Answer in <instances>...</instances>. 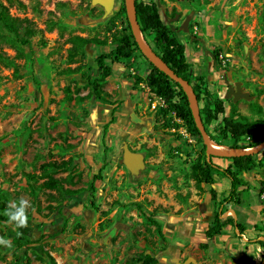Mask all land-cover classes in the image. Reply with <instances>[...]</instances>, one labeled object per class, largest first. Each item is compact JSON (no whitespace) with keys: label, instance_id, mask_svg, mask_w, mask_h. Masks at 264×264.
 <instances>
[{"label":"rangeland","instance_id":"obj_1","mask_svg":"<svg viewBox=\"0 0 264 264\" xmlns=\"http://www.w3.org/2000/svg\"><path fill=\"white\" fill-rule=\"evenodd\" d=\"M142 1L156 4L163 22L184 44L191 86L199 85L198 107L207 100L222 102L224 113L207 124L208 134L222 139L221 148L230 147L234 141L221 138L219 127L233 106L250 119L264 118V0ZM0 2L24 24L18 36L0 25V189L9 204L21 197L30 201L23 228L37 243L26 250L28 264H137L136 257L148 252L157 264H175L174 257H191L195 264H264V158L263 165L241 172L242 203H231L221 213L244 230L226 225L220 235L208 237L216 201L228 192L229 179L213 173L215 183L199 188L190 177L202 144L179 117L168 113L167 121L159 113L165 103L146 85L149 63L142 52L113 63L102 85L107 98L118 102L105 146L101 130L113 105L94 96L74 98L89 92L84 74L98 75L96 56L109 49L112 33L128 22L118 12L121 0H114L107 15L91 0ZM75 34L105 44L88 43L71 60L68 38ZM147 45L156 53L153 41ZM229 89L247 96L233 100ZM250 140L246 136L238 143ZM125 146L143 156L137 172L123 162ZM261 157L256 154L257 161ZM211 159L223 167L230 162ZM53 160L70 163L65 170L48 168L57 178L72 170L64 188L84 189L100 173L94 197L88 190L72 196L39 187L45 179L41 165ZM133 202L160 221L164 240ZM18 229L0 223V238L10 239ZM24 250L0 246V264H26L15 254Z\"/></svg>","mask_w":264,"mask_h":264},{"label":"trees","instance_id":"obj_2","mask_svg":"<svg viewBox=\"0 0 264 264\" xmlns=\"http://www.w3.org/2000/svg\"><path fill=\"white\" fill-rule=\"evenodd\" d=\"M134 9L136 19L139 24V29L143 35L144 40L150 44L153 41L155 44V51L165 61L173 71L186 79L191 83L190 74L188 72V63L185 60L184 54V44L178 38V36L167 26L160 17L159 10L154 2H144L142 0H134ZM118 12L126 17V10L124 0H121ZM127 19V17H126ZM0 25L14 33L16 36L19 35V27L24 26L23 20L12 16L9 13L8 7L0 2ZM111 45L107 51L98 54L95 58V63L98 69V75L92 77L90 74H84L86 79V84L90 87L89 92L85 96L75 95L74 98L79 101L83 98L94 96L95 99L109 103L113 105L110 112L109 119L102 125L101 141L105 146L104 136L107 132V128L111 123L114 122V107L117 105V101L113 102L107 98V93L104 92L102 85L110 76L112 72V64L120 62L121 59H126L132 56L136 51L141 53V50L134 39L131 32L129 23L126 22V26L121 30H117L112 33ZM71 42V47L69 48V58L72 60L75 55L83 52V47L92 43L95 45H104V40H100L97 37H86L80 35H72L68 38ZM26 42L25 39H22ZM218 50L215 51L217 57ZM144 56V55H143ZM146 58V57H145ZM147 59V58H146ZM148 60V59H147ZM149 69L145 77L146 85L149 89L158 97L163 99L165 106L159 108V113L167 121L170 117L166 116L168 113H173L175 116L182 120L183 125L186 127L187 131L195 136L198 141L202 144L198 155L193 160L190 165V177L194 180L195 184L201 188L202 184L212 185L215 183V178L213 173L229 179V190L216 201V207L212 213L211 220L209 222L206 234L208 237L212 235H220L222 233L223 227L226 225H232L238 228L241 232L244 230V226L237 222L232 216L227 215L225 217L221 216L223 210L231 204H241L242 198L240 196L242 191H245L243 187L245 186V181L241 177V172L248 171L250 168L263 165L262 158H264V148L260 150L261 153L260 160H256V154H245L239 156L223 157L229 159L230 162L227 166L223 167L215 163L211 158L213 155L206 154L205 145L203 144L202 136L199 129L196 126L194 118L192 116L187 96L180 86V84L168 75H166L162 70L157 68L152 62L148 60ZM71 70L70 68H67ZM136 82L140 81V78L134 79ZM193 92L195 94L196 100H201V94L198 84H192ZM68 89V88H67ZM67 99H71L72 95L67 93ZM255 109L261 110V107L257 104H253ZM200 115L203 124L208 131L207 124L217 117L218 113H224V107L221 101H206V103L199 107ZM219 135L221 138H229L233 140L234 143H230L229 146L233 148H246L252 147L264 140V118L257 117L250 119L247 116L240 114L235 109V106L231 108L228 114L223 115L221 118V126L219 127ZM248 136L251 140L245 145H241L238 141L243 140ZM210 137L215 140L218 144H222V139L217 136ZM70 163L67 160H61L60 162L48 161L41 165V171L45 179L38 185L41 188L57 189L59 191L65 192L68 195L74 196L75 193H81L82 190H88L90 196L93 198L96 191L95 180L101 178V174H95L93 179L89 182L86 188L80 189H70L64 188L63 183L66 181H71L72 170L69 174L64 177H53L48 173V168L53 167L57 170L68 169ZM29 178L35 180L33 174H29ZM264 185V183H263ZM210 195L212 199H216V192L211 186L209 188ZM9 197L5 191L0 189V223L8 221L7 212L9 209L8 203ZM133 205L137 207L142 216L155 226L158 235L164 240V234L162 231V226L160 221L154 217L153 214H147L139 202H133ZM91 207L96 208L93 201H91ZM26 228H21L15 231L10 240L12 244L15 245V249L19 250L24 247L22 253H16V260H25L26 264L29 262V257L26 250L33 247L37 240H31L26 236ZM263 245L264 243L261 242ZM137 264H157V257L151 253H141L134 260Z\"/></svg>","mask_w":264,"mask_h":264},{"label":"water","instance_id":"obj_3","mask_svg":"<svg viewBox=\"0 0 264 264\" xmlns=\"http://www.w3.org/2000/svg\"><path fill=\"white\" fill-rule=\"evenodd\" d=\"M91 2L101 5L103 7L105 15L110 14L112 12L114 0H91ZM124 4H125V10H126V17H127L131 32L142 54L150 62H152L157 68H159L166 75H168L171 79L178 82L180 86L182 87V89L184 90L187 96V99H188V103H189L192 116L202 136L203 144L205 145L206 154L213 155V156H221V157H231V156L259 153L260 150L264 148V140L252 147H246V148L223 147L224 149H217L211 145L212 139L209 137L208 131L206 130L203 124L200 111H199V107L197 105V100L193 92L191 83L188 82L183 77L177 75L173 71V69L165 61H163L161 57L158 54H156L147 45L139 29V24L136 19L135 9H134V0H124ZM181 28L186 29V22L182 24ZM231 93L233 94V100H236L239 97L247 96L246 93L241 92L239 89H237L236 91L229 89L228 95H230ZM123 162L125 166L131 172H137L139 167L143 166V156L140 152H134L130 150L127 146H125L123 149ZM172 261L175 264H188L189 262H192V264H195V260L191 257H188L184 259L183 261H179L177 258L174 257L172 258Z\"/></svg>","mask_w":264,"mask_h":264},{"label":"clouds","instance_id":"obj_4","mask_svg":"<svg viewBox=\"0 0 264 264\" xmlns=\"http://www.w3.org/2000/svg\"><path fill=\"white\" fill-rule=\"evenodd\" d=\"M30 207V201L21 197L17 201H12L7 212L8 222L14 223L17 228H23L27 225V211ZM0 246L12 247L10 239L0 238Z\"/></svg>","mask_w":264,"mask_h":264},{"label":"bare ground","instance_id":"obj_5","mask_svg":"<svg viewBox=\"0 0 264 264\" xmlns=\"http://www.w3.org/2000/svg\"><path fill=\"white\" fill-rule=\"evenodd\" d=\"M132 118L136 119L135 115L132 114ZM211 145L214 147V148H217V149H224V148H221V146L215 142H213V140H211Z\"/></svg>","mask_w":264,"mask_h":264}]
</instances>
